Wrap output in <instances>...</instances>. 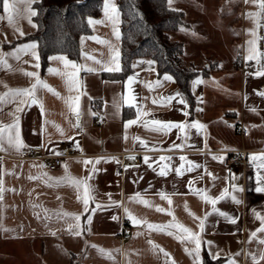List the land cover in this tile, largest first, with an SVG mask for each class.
Here are the masks:
<instances>
[{
  "label": "crops",
  "instance_id": "0c3cea01",
  "mask_svg": "<svg viewBox=\"0 0 264 264\" xmlns=\"http://www.w3.org/2000/svg\"><path fill=\"white\" fill-rule=\"evenodd\" d=\"M37 1L29 4L28 0H18L19 14L14 13V24H9L2 4L0 55L11 68L0 64V93L7 91L5 84L11 88L28 87L34 81L19 71L22 68L37 71L40 79L60 93V97L38 87L36 94L43 101V114L38 104L24 105L16 111L18 101L0 103V123L11 124L14 117L10 113H14L23 141L17 150L7 143L5 133L0 150V180L3 182L0 186L4 189L0 194V264H170L162 252L153 249L149 240L169 253L176 264H194V256L184 251L194 244L176 238L186 234L170 225L173 216L168 214L169 208L175 222L200 233V258L206 254L212 259L221 258L222 264H264L261 258L264 232L256 231L261 225L257 214L264 216V192L256 191L257 187H264V183L257 180L258 173L264 175V169L259 167L264 160L249 158L251 154L264 153V95H260L264 93V75H257L264 72V11L258 0L256 3L253 0H172L171 4L168 0L170 7L184 13L186 23L172 33L173 39L183 42V60L189 64L204 60V65L214 60L216 64L213 73L198 75L192 80L195 102L191 111L174 80L164 79L165 74L158 75L154 63H148L151 60H135L134 70L123 80L104 78L103 73L116 72L106 68L115 67L117 63L120 66L121 48L120 12L118 22L106 17L104 0L99 15L91 17L102 22L88 23L90 32L79 38V59L72 60L96 69L91 72L84 67L80 69L78 91L69 92L62 76L48 71L49 68L65 71L63 61L49 60L50 56L62 54L50 55L43 72L40 66L38 69L34 66L36 60L31 51L17 52L20 56L17 60L14 51L20 45L33 42L17 40L36 29L33 16L29 23L26 9L30 6L35 10L33 5ZM116 2L110 0L117 7ZM116 29L119 38L115 35ZM209 49L214 51L207 54ZM82 52L96 60L88 59ZM241 64L251 71L243 73ZM129 76L133 77L132 81L128 80ZM197 80L202 82L194 83ZM70 95L79 96L80 126L77 128L72 126L77 123L76 115L64 99ZM126 97H134L133 103H126ZM94 100H99L100 104ZM181 100L184 103H180ZM124 112L126 117L122 116ZM235 118L243 120L249 131L246 137L237 133ZM46 120L54 123H45ZM130 120L137 122L126 129L125 123ZM153 120L179 122L184 129L162 130L151 123ZM194 121L206 127L197 129L192 126ZM84 123L90 127L87 134L81 131ZM54 125L63 129V135ZM12 131L15 134V129ZM66 136L73 139L68 140ZM77 141L83 151L74 147L75 155L62 159L53 171L47 170L40 160L19 158L22 151L33 146L46 145L41 147L42 154L55 155L65 145L74 146ZM173 144L182 147L175 148ZM241 148L247 150L250 169L241 165L231 167L226 162ZM145 156L149 157L147 163ZM161 156L170 159L160 160ZM181 156L187 160L181 161ZM214 156H223V160L213 159ZM97 157L103 159L95 164V171L92 164L85 166L82 162L85 158L95 160ZM187 161L199 167L188 165ZM64 164L68 165V175L76 179L88 178L92 172L87 179L91 197L87 213L83 211V186L77 189L67 180L58 182L56 179L65 176ZM165 164L168 174L162 176L159 173ZM181 164L191 170L177 176L175 169ZM205 169L212 176L207 175ZM189 180L193 181L191 187ZM233 184L242 190L234 192ZM196 188L205 189L212 197L220 195L224 189L230 195L212 205L194 193ZM160 192L171 198V206L161 198ZM232 195L240 202L233 201ZM78 196L81 198L77 199ZM140 198L149 201L150 206L141 203ZM185 202L191 212L204 219L202 231L200 221L185 210ZM157 205L166 211H158ZM125 208L138 219L166 227L158 231L149 229L147 224L133 225ZM65 212L83 213L79 229L74 217L65 216ZM89 215L91 223L87 222ZM124 227L130 234L126 240L120 237ZM77 231L80 235L74 234ZM93 245L108 250L111 258Z\"/></svg>",
  "mask_w": 264,
  "mask_h": 264
},
{
  "label": "trees",
  "instance_id": "16d2710c",
  "mask_svg": "<svg viewBox=\"0 0 264 264\" xmlns=\"http://www.w3.org/2000/svg\"><path fill=\"white\" fill-rule=\"evenodd\" d=\"M103 0H39L34 3L37 15L33 16L36 29L17 41H35L39 63L43 72L48 57L62 54L78 61L79 38L90 32L87 19L99 15ZM120 12V71L102 75L108 80H123L134 70L137 59L153 61L158 75L173 77L177 91L193 108L195 97L191 82L198 75L208 76L209 66L202 68L186 65L183 60V42L173 39L172 33L186 22L181 10L168 5V0H117ZM3 0H0V10ZM213 67V66H212ZM100 104L99 100H94ZM126 117V113L122 114ZM202 264H222L221 258L201 256Z\"/></svg>",
  "mask_w": 264,
  "mask_h": 264
},
{
  "label": "snow or ice",
  "instance_id": "6c2138e0",
  "mask_svg": "<svg viewBox=\"0 0 264 264\" xmlns=\"http://www.w3.org/2000/svg\"><path fill=\"white\" fill-rule=\"evenodd\" d=\"M18 2V0H3V11L4 13L7 14V19L9 24H14V13H16L17 15L19 14L17 8H16V3ZM29 4L31 2H33V0H28ZM254 3L257 2V0H253ZM259 2V7L261 9V11H264V0H258ZM172 3V0H169V4ZM27 13L29 14V23H31V16H35L37 15V12L31 8L30 6L26 9ZM104 12H105V16L108 17L109 19L113 20L114 22H118L116 21V18L118 17L119 13L117 10V7L115 4L110 3V0H104ZM249 15L255 16V13H249ZM4 17H0V19H3ZM102 21H96L93 20L91 17L88 18V23L89 24H96V23H101ZM17 31H20L18 28L16 29ZM24 33L21 32V35H23ZM115 35L117 36V38H119V30L116 29L115 31ZM91 39L94 40H98V37H91ZM84 41V37L81 38V43L83 44ZM102 43H107L106 41H101ZM38 45L35 41L28 43V44H24V45H20L18 47V49L16 51H14L13 55L16 56V59L19 60L20 56L17 54V52H26V51H31V55L35 58L36 63H35V67L38 69L39 68V54L36 51ZM84 56H87L88 59L90 60H96V58L94 56H90L87 53H81ZM115 58L118 60L119 58V52L117 51L115 54ZM49 60H60L63 61L64 67H65V71L61 72L59 69H55V68H49L48 71L50 73H56L58 75H61L62 78L65 81V84L68 88L69 92H72L73 90L78 91L79 90V80L77 78V73L80 71V69L82 67L85 68V70L87 71H96L95 68H90L87 66H83V65H78L76 64L74 61L69 60L67 58V56L64 55H59V56H50ZM96 63H101V61H96ZM149 64L153 63V61H148ZM0 64H5L9 69L11 68L10 65H7V61L3 59V55H0ZM105 70L107 71H120V66L117 63L115 67H108ZM19 71L21 73H23L25 76L29 77V78H34V81L28 86V87H17V88H11L8 87L7 84L4 85V87L7 89V91L0 93V103H12V102H16L18 101V106L16 111L20 110L21 106L24 105H28V104H38L40 106L41 112L42 114L45 112L44 109V104L42 99L37 97L36 91L37 88H43V89H47L49 92L53 93L54 95H56L57 97H60V93L56 92V90L54 88H52L50 85L47 84L46 81H43L40 79L39 74L37 71H25L24 69H19ZM257 75H264V72H258ZM133 77L129 76L128 80L132 81ZM164 79L166 80H172L173 77L169 76L167 74H165ZM202 81H195L194 83H201ZM157 84L159 83V81L156 82ZM151 87V85H150ZM179 95V94H177ZM260 95H264V93H260ZM65 99V103L67 104L68 108L70 109V111L72 113H74L76 115V121L77 123L72 125L74 128L79 127V120H80V113H79V107H78V101H79V96H68ZM126 103L128 104H132L134 97H126ZM168 100H171L172 97H168ZM153 103H156V101H153ZM180 103H184L183 100L180 101ZM10 115H13V122L11 124H3L0 123V150H2V144L5 138V133H7V143L11 146H14L17 150L20 149V147L23 145V141L20 138V134H19V121L18 118H15V114L14 113H10ZM95 115V114H93ZM185 116L188 115L187 112L184 113ZM137 121L135 120H130L127 121L125 123V128L127 129V127L131 124L136 123ZM45 123H54V122H50V121H45ZM151 123L153 125H159L160 128L162 130H171L172 128H180L181 130L184 129V125L182 123L179 122H172V121H160V120H153L151 121ZM58 131L61 132V134L63 135V129L60 128L59 125H54ZM192 126L196 127L197 129H203L206 126L203 124H200L199 122H193ZM145 127H147V124L145 125ZM13 129H15V134H13ZM68 140H72V136H66L65 137ZM126 138V137H125ZM136 139H140L139 137H137ZM142 144H144L145 146H147L146 142L141 140L140 141ZM175 148H180L182 147V145L180 144H173L172 145ZM41 147H46V145H41ZM74 147L78 150H80L81 152L83 151V149L80 147L79 142L77 141L74 145ZM57 155H59V153H56ZM134 158V157H131ZM250 159L252 160H264V153H259V154H251ZM101 159H103V157H97L95 158V160H92L91 158H85L82 162L85 166H88L89 164L93 165V171H95V164L97 162H99ZM114 159V157H113ZM170 159V157H165V156H161L160 160H168ZM213 159H218V160H223V156H214ZM145 163L148 162L149 157L145 156L144 157ZM181 161H186L187 158L185 156H181L180 157ZM188 165L194 166V167H199V165H194L192 161H187ZM65 168V176L64 177H60V178H56L58 180V182H62L67 180L68 183L70 184H74L77 189H79L81 186H83V204H84V213H87L90 211L88 205H89V200L91 199V197L89 196V191H90V186L87 183V179L91 177L92 172H89V176L88 178H80V179H76L74 177H71L70 175H68L67 173V168L68 165L64 164L63 165ZM149 167H151V164H149ZM260 168L264 169V163H261L259 165ZM167 168L168 165L165 164L161 167L160 169V175L165 176L167 175ZM191 168H185V166L183 164H181L180 166L176 167L175 172L177 176H181L184 174V171H190ZM205 172L207 173V175L212 176V173L207 172V169H205ZM46 175V174H45ZM30 179H37V177H29ZM50 179H52L50 177ZM213 179H215V177H213ZM257 180L258 183H264V175H261L260 173L257 174ZM2 180H0V185H2ZM193 184V181L189 180V187H191ZM233 191H240L242 189H238L237 185L233 184L231 185ZM3 187L0 186V194H2L3 192ZM194 193L199 195L201 197L202 200L215 205L217 203V201H219L220 199H222L224 196L226 195H230V193L228 192L227 189H224L221 191L220 195L216 196V197H212L210 195L207 194L205 189H193ZM257 192H264V187H257L256 189ZM110 195V194H109ZM159 195L161 196V198L167 200L169 206L172 205V200L171 198L166 195L164 192H160ZM136 197L139 198V193L136 194ZM81 197H77V199H80ZM232 200L235 201L236 203H239L240 201L237 199V197L235 195H232ZM0 199H2V195H0ZM130 199H132L130 197ZM140 202L145 204V205H149V201L144 200L142 198H140ZM150 206V205H149ZM97 207H100V205H97ZM158 211L164 212L166 211L164 208H161L160 206H156ZM185 210L189 213L190 216H192L194 219H197L200 221L199 227L201 229V231L203 230L204 227V219L201 217H197L196 214L194 212H191V210L188 208L187 202H185ZM214 211H219V209H213ZM92 212L95 211V209H91ZM125 212L128 215V218L131 220L133 225H140V224H147V227L149 229H155L158 231H163L164 228L166 227L165 225H158V224H152V223H148L145 220H141L138 219L136 216H134L127 208H125ZM168 214L170 216H173V222H170V225L176 229H178L180 232L186 234V235H179L176 238L178 240H180L181 242L184 241H191L194 244L193 248H188L185 247L184 251L186 253H188V255L190 256H194V264H202L201 262V258H200V248H201V240H200V233L199 232H194L192 229L184 226L183 224L179 223V222H175V216L173 215L171 209L169 208L167 210ZM221 215H226L225 213H220ZM65 216H72L74 217L76 223V228L79 229L80 228V220H81V215H83V213L81 214H76V213H64ZM207 215V213L205 214ZM258 219H260L261 221V225L260 227L256 230L257 232H264V216H261L260 214H257ZM113 219H116V217H113ZM92 220V216L89 215L87 218V222L91 223ZM233 223L235 222V220L232 221ZM71 228V225L69 226ZM75 235H80V232L77 231L74 233ZM138 234V233H137ZM169 235H171L172 233L169 232ZM252 235L254 236L255 233H252ZM149 244L152 245L153 249H158L159 252H162L164 254V256L166 257L167 261L170 262V264H176V262L172 259L171 255L169 253H167L163 248H161L159 245H156L153 241L149 240L148 241ZM211 243V242H208ZM261 243H264V240L261 241ZM93 247L97 248L98 251L103 254V255H107L109 256V258H111V253L108 250L99 248L97 245H93ZM262 259H264V255H262L261 257ZM213 259H216V257L214 256ZM253 259L255 260V257H253ZM230 264H234V262H230Z\"/></svg>",
  "mask_w": 264,
  "mask_h": 264
},
{
  "label": "built area",
  "instance_id": "2783aa9c",
  "mask_svg": "<svg viewBox=\"0 0 264 264\" xmlns=\"http://www.w3.org/2000/svg\"><path fill=\"white\" fill-rule=\"evenodd\" d=\"M240 68L243 73L251 71V68L245 66L244 64H241ZM234 126L236 128L237 133L241 137H246L249 134V131L245 127L244 122L241 118L234 119ZM79 134L81 135V132H79ZM73 151H74V146L72 144H67L61 149L59 155L57 154L45 155L42 154V150L40 146H33L31 148H28L27 150L22 151L19 155V158L40 160L44 164L47 170L53 171L60 166L62 159L75 155ZM233 153H235V155L228 157L226 161L229 166L235 167L241 165L243 168H247V169L252 168V164L249 163L248 158L246 156L247 153L246 149L241 148L239 150H235ZM1 157L2 154L0 153V159ZM125 230L126 227H124L123 232L120 234L122 240H126L130 237V234L125 232Z\"/></svg>",
  "mask_w": 264,
  "mask_h": 264
},
{
  "label": "rangeland",
  "instance_id": "374dc122",
  "mask_svg": "<svg viewBox=\"0 0 264 264\" xmlns=\"http://www.w3.org/2000/svg\"><path fill=\"white\" fill-rule=\"evenodd\" d=\"M235 23H236V21H235ZM237 23H238V22H237ZM236 26H237V24L234 25V29H235L234 36H236L235 33H237V31H236ZM236 39H237V36H236ZM209 45L212 46L213 44L210 42ZM232 47H233V48L235 47L234 44H232ZM212 50L214 51V49H209V50H207V52H208L207 54L212 53ZM213 54H214V53H213ZM212 57H214V56H212ZM213 61H214V60H210V62H209L208 65H204V60L195 61V63H193V64H189L188 62H185V61H184V63H185L186 65H191V66L198 67V68H202L203 66H209V65L211 64V67H210V68H211L210 73H213L214 70H215V67H216V64H215ZM212 66H213V67H212ZM225 79H226V78H225ZM230 81H231V83H232V85H233L234 80H233V78H231V76H230ZM231 87L233 88V86H231ZM90 122H91V119H90ZM81 131H82V133L84 132L85 134H87V133L90 131L89 124L84 123V124L82 125Z\"/></svg>",
  "mask_w": 264,
  "mask_h": 264
}]
</instances>
